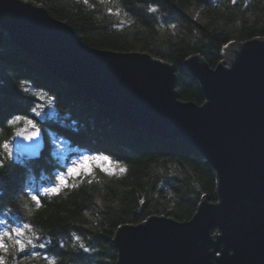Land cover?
Instances as JSON below:
<instances>
[{
  "label": "trees",
  "instance_id": "16d2710c",
  "mask_svg": "<svg viewBox=\"0 0 264 264\" xmlns=\"http://www.w3.org/2000/svg\"><path fill=\"white\" fill-rule=\"evenodd\" d=\"M24 1L43 6L50 16L71 26L90 49L146 53L167 62L178 78V100L196 105L203 100L182 68L187 57L198 54L215 68L223 60L225 45L264 38V0ZM149 6L156 11H148ZM109 7H119L120 15H110ZM16 116L33 120L42 130L44 149L38 159L22 161L13 153L14 130L25 127L23 121L9 125ZM51 137L63 140L64 149L68 146L62 158L56 156ZM3 141L9 142L11 155L0 148V229L27 222L40 237L36 246L23 251L11 245L7 253L0 251L4 264H48L50 258L55 264H116L112 240L119 227L151 216L188 221L203 198H213V172L194 149L127 125L81 90L43 70L0 28ZM90 150L119 160L126 171L116 168L109 174L93 165L92 174L69 181L76 186L43 196L41 207L26 201L30 193L50 186L55 174L78 155L93 154ZM25 202L32 208L31 216L21 207Z\"/></svg>",
  "mask_w": 264,
  "mask_h": 264
},
{
  "label": "water",
  "instance_id": "95a60500",
  "mask_svg": "<svg viewBox=\"0 0 264 264\" xmlns=\"http://www.w3.org/2000/svg\"><path fill=\"white\" fill-rule=\"evenodd\" d=\"M0 28L50 75L127 125L187 144L213 172L212 201L203 198L190 220L151 216L119 227L116 264H264V38L231 43L215 68L198 54L187 57L182 68L203 100L196 105L178 100L167 62L90 49L31 1L0 0ZM39 132L33 140L14 134V154L38 158Z\"/></svg>",
  "mask_w": 264,
  "mask_h": 264
},
{
  "label": "snow or ice",
  "instance_id": "6c2138e0",
  "mask_svg": "<svg viewBox=\"0 0 264 264\" xmlns=\"http://www.w3.org/2000/svg\"><path fill=\"white\" fill-rule=\"evenodd\" d=\"M100 2L107 3L108 0H100ZM232 2L236 3V0H232ZM84 3L88 4V0H84ZM89 6L91 7L92 5ZM107 11L110 15L115 14L118 16L120 15L121 9L119 7H116L115 10H113V8L109 7L107 8ZM148 11L155 12L156 9L152 6H149ZM225 47H227V45H225ZM40 98L44 99V97ZM47 99L49 101L52 100L51 97H47ZM39 107L42 108L43 105H40ZM32 112L37 116L40 115V111L37 108H33ZM21 121L24 122L25 127L17 129L15 131V135L23 136L25 140H33L39 136L40 132L37 127V124L33 120L28 119L27 117L16 116L8 123L9 125H16ZM53 146L55 147V145ZM0 148L7 150L9 156L11 155L10 144L8 141H3L2 143H0ZM2 164L3 161H0V166H2ZM93 165L99 167L101 171H104L109 174H111L112 171H114L116 168H118L120 172L126 171L125 167L120 164V161L113 159L111 156L104 155L103 153L81 154L78 155L75 159L71 160V162L66 166V168L62 169L61 171L55 174V180L50 181V186L43 187L42 190H38L36 194L30 193L27 196L26 201L30 200L36 208L41 207V198L43 196L57 194L59 193L62 187L76 186L75 184L70 185L69 181L74 180L76 177H80L81 179H83L84 175L92 174ZM89 183H91V181H89ZM21 207L28 216L32 215V208L27 202L22 204ZM0 223L3 222L0 221ZM39 239L40 237L37 235L31 223L25 222L18 227L0 229V251L7 253L10 245L15 247L17 251H23L26 246H36L34 241ZM75 239L79 241L80 238L75 237ZM6 240L8 242H6ZM79 246L85 251H89V249L86 248L83 243H80ZM39 247H45V245L40 244ZM0 264H4L3 257H0ZM48 264H55L54 259L50 258L48 260Z\"/></svg>",
  "mask_w": 264,
  "mask_h": 264
},
{
  "label": "rangeland",
  "instance_id": "374dc122",
  "mask_svg": "<svg viewBox=\"0 0 264 264\" xmlns=\"http://www.w3.org/2000/svg\"><path fill=\"white\" fill-rule=\"evenodd\" d=\"M52 76V75H51ZM108 112V111H107ZM17 129H15L14 131H16ZM54 139H56V138H54V137H51V141H53ZM56 140H58V144H56V143H54V142H51L52 143V145H66L65 143H64V141L63 140H60V139H56ZM166 141V140H165Z\"/></svg>",
  "mask_w": 264,
  "mask_h": 264
}]
</instances>
